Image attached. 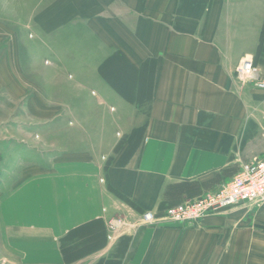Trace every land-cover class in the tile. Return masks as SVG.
Listing matches in <instances>:
<instances>
[{"label": "crops", "instance_id": "1", "mask_svg": "<svg viewBox=\"0 0 264 264\" xmlns=\"http://www.w3.org/2000/svg\"><path fill=\"white\" fill-rule=\"evenodd\" d=\"M37 10L29 27L43 68L31 72L30 43L0 41V95L25 112L0 126V145L19 146L1 163L4 264H67L61 239L95 221L108 236L117 218L123 232L73 264H97L123 238L122 264H264V203L188 224L163 218L264 159V90L235 75L255 58L264 0H39ZM33 119L46 130L71 126L40 134L47 148L37 150ZM135 131L136 149L120 165L119 147ZM146 212L156 221L145 223Z\"/></svg>", "mask_w": 264, "mask_h": 264}, {"label": "built area", "instance_id": "2", "mask_svg": "<svg viewBox=\"0 0 264 264\" xmlns=\"http://www.w3.org/2000/svg\"><path fill=\"white\" fill-rule=\"evenodd\" d=\"M235 75L242 84H251L257 89L264 90V77L254 58H244L238 65ZM239 203H264V159L255 160L243 167L217 191L207 192L194 200L166 208L163 218L175 224H188ZM157 218L158 214L153 212H146L143 215L145 223H153ZM123 225H126L124 220L114 219L109 225L108 240H113V235L120 233Z\"/></svg>", "mask_w": 264, "mask_h": 264}, {"label": "rangeland", "instance_id": "3", "mask_svg": "<svg viewBox=\"0 0 264 264\" xmlns=\"http://www.w3.org/2000/svg\"><path fill=\"white\" fill-rule=\"evenodd\" d=\"M39 5V0H0V41L2 40H6L8 38H11L12 40H18V42H20V46L21 49L22 47L25 45V43L27 42V44H31L32 48L34 50V54H36V57H34L35 59L32 60V67H31V72L37 71L40 68H43L42 66H45V62L43 61L42 65H39L40 62V58H39V47H38V43H37V38H36V33L34 31V29H32L31 27H29L30 25V19H34V17L37 15V8ZM31 26V25H30ZM10 27V28H9ZM26 27V28H25ZM23 29H26L25 31ZM24 31V32H23ZM25 32H26V37H25ZM24 33V35H23ZM25 37V39H24ZM39 52V53H38ZM44 56V55H43ZM45 59V57H43ZM42 59V60H44ZM119 63L111 65V69H109L110 73L115 71V69L117 68L116 66H118ZM116 65V66H115ZM122 70H125V73L128 74V77H132L133 75L130 74L129 69L127 68H123ZM52 75L50 77V81L52 79ZM111 77V79L115 82V84L119 87H121L119 85V83L117 84V82L115 81V78L119 77V76H109ZM26 78L28 80H33V83H38L39 82V76L36 75H28L26 76ZM131 80V79H130ZM38 94V91L36 92ZM5 98H2L0 95V118L5 119L4 122L0 123V126L6 127L8 125V123H6V120L9 119L10 116H12L15 120L16 119H23V106L19 105L16 106L15 111H12L8 108V106L5 105ZM115 104V103H113ZM35 109V108H34ZM33 109V110H34ZM114 111V110H112ZM33 112V111H32ZM25 113V112H24ZM27 115V114H26ZM38 117V115L32 114V118L34 117ZM27 121V119H26ZM38 124H36L34 122V119L32 120V123L30 124V132H32V147L37 148V150L39 149H46L47 145H46V140H44V142H40L39 140V135L40 134H47L48 132L52 135H55L58 131L61 133L66 132L67 128H70L69 126H71L70 123L65 124L63 127L60 126V128H52V127H48L46 130V127H40L39 122L36 121ZM21 126H23V123H20ZM44 130V131H43ZM139 140L134 139L132 141H129V139H126L124 142L121 143V146L119 147V149H124V153L122 155H120L119 160L121 162L127 160L128 157H130V154H127L129 152H131L134 148H135V142H138ZM18 142V141H17ZM31 142V141H30ZM16 143V142H15ZM14 143V146L12 144L8 145L5 144L3 146L0 145V185L1 182L4 178V175L6 174V170L5 167H2L1 163L4 161V159L7 157L6 156V151L7 148L10 147H15L16 149L19 148V146H16V144ZM119 161V162H120ZM239 171H241L239 169ZM238 171V172H239ZM220 189V188H219ZM215 191V190H213ZM212 190H210L209 192H213ZM211 215V214H210ZM208 215L204 216L203 218L207 217ZM202 218V219H203ZM170 222V221H169ZM173 223V222H172ZM127 227V223L126 225H123L120 229V233H116L114 236V238L121 234L123 232V229ZM5 229V233L8 232L7 227L4 228ZM4 239V242H2V240ZM7 245H9L6 241H5V237L2 238V235L0 233V264H4L6 262L5 260V255L7 254L8 251H6L4 249V247H6Z\"/></svg>", "mask_w": 264, "mask_h": 264}, {"label": "trees", "instance_id": "4", "mask_svg": "<svg viewBox=\"0 0 264 264\" xmlns=\"http://www.w3.org/2000/svg\"><path fill=\"white\" fill-rule=\"evenodd\" d=\"M254 61L256 65H264V26ZM142 89L141 87V90ZM135 102H140V99L138 98ZM137 135H139V131H135L132 137L129 138V141L136 139V137H138ZM135 149L136 148L127 154H130L131 157ZM130 157L123 162L119 160L120 162L118 161V163L120 165H125ZM107 243L108 236L104 223L102 221H95L69 232V234L61 239L60 247L65 262L67 264H73L103 249ZM129 243L130 239L123 238L116 252L108 258L100 260L97 264H122V259L128 250Z\"/></svg>", "mask_w": 264, "mask_h": 264}]
</instances>
